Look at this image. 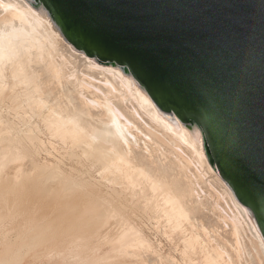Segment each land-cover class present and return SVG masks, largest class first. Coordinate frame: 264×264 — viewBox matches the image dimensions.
<instances>
[{"label":"bare ground","instance_id":"bare-ground-1","mask_svg":"<svg viewBox=\"0 0 264 264\" xmlns=\"http://www.w3.org/2000/svg\"><path fill=\"white\" fill-rule=\"evenodd\" d=\"M37 3L0 0V181L13 180L6 179L10 189L40 181L39 189L48 192L47 197L62 193L61 203L41 198L64 210L49 219L82 230L90 224L81 240L92 237L88 231L94 229L102 236L100 244L93 243L98 248L91 246L89 252L81 241L70 243L74 249L86 248L83 252L76 248V256L87 264H176L174 256L154 245L131 220H141V215L166 238L182 264H264V222L247 215L219 183L204 158L209 155L206 138L194 135L202 122L186 114L178 127L167 118L175 115L174 110L149 106L118 73L78 57L33 6ZM40 125L64 146L71 145L67 154L77 158L75 164L92 162L103 182L88 181L85 171L81 174L76 168L64 172L34 161L41 144ZM32 176L40 180L33 181ZM69 192H83L76 201L82 204L63 206ZM80 194L88 200L78 199Z\"/></svg>","mask_w":264,"mask_h":264},{"label":"snow or ice","instance_id":"snow-or-ice-1","mask_svg":"<svg viewBox=\"0 0 264 264\" xmlns=\"http://www.w3.org/2000/svg\"><path fill=\"white\" fill-rule=\"evenodd\" d=\"M237 2L216 0L226 13ZM33 6L78 57L118 73L143 94L149 106L175 109V115L167 118L178 127L197 105L204 104L216 112L215 122L205 114L201 130H194L197 138H206L209 155L204 158L237 206L264 221V82L234 83L226 76L218 55L222 34L215 30V17L185 16L154 23L156 31L176 34L191 53L170 60L168 72L159 75L147 63L119 54L90 24L70 20L57 0H39ZM227 20L230 25L238 22L233 15H227ZM200 33L205 34L203 39Z\"/></svg>","mask_w":264,"mask_h":264},{"label":"water","instance_id":"water-1","mask_svg":"<svg viewBox=\"0 0 264 264\" xmlns=\"http://www.w3.org/2000/svg\"><path fill=\"white\" fill-rule=\"evenodd\" d=\"M70 20L88 23L124 57L147 63L159 75L173 58L191 55L179 37L153 28L159 20L215 17L221 33L218 55L226 76L234 83L264 82V0H238L227 13L216 0H57ZM227 15L238 18L230 25ZM203 33L198 34L204 38ZM195 99L192 104L195 105ZM175 111V109H172ZM191 114L202 122L217 113L197 105ZM264 222V221H263Z\"/></svg>","mask_w":264,"mask_h":264},{"label":"rangeland","instance_id":"rangeland-1","mask_svg":"<svg viewBox=\"0 0 264 264\" xmlns=\"http://www.w3.org/2000/svg\"><path fill=\"white\" fill-rule=\"evenodd\" d=\"M41 125H40V130H41L40 134L41 135L39 134V138L42 137V138H40L41 144H40V146L37 145V147L39 146L38 151H37L38 154L36 153V155L38 157L37 156H36V158L34 157L35 158L34 161H36L37 163H40V164L45 162L46 165H50L49 167H51V166L57 167L58 166L64 172H69V168H74V169L76 168V170H78L80 173L82 172L81 174H83V172L85 171L83 174L84 175L83 177L86 178L88 181L92 180V183L94 182V183H98V184L103 182V181H101V179H99L101 177L96 170L98 168L91 167L92 162L86 161L84 159H83L84 163H82V161H80L83 169H82L80 164L79 165L75 164L78 162L77 158H75V157L70 158L69 153L71 150L69 151V153L67 151L69 148L71 149V145L68 144V142H67V143H65V146H64V142L62 143L53 134L48 133V131H46V129ZM43 130H44V134L42 135ZM53 137H55L56 139H53ZM41 145H43V146L41 147ZM55 145H57V146H55ZM42 148H44L45 150ZM39 149H40V151H39ZM48 152H50V153H48ZM41 161H43V162H41ZM87 162H88L90 168L88 167ZM63 168L64 169L66 168L65 169L66 171ZM37 172L38 171H35V175ZM39 177L33 178V176H32L31 179L33 181L35 179L40 180ZM91 177L93 179H90ZM6 179H7V181H9L10 178H3V179H1V181L2 180L3 181L2 182L0 181V195H1L0 196V203H2V205L0 204V264H87V261H85L83 259V257L80 258L79 256H76L77 254H79V253H77L76 248H79L80 250H78V249L77 250L80 252H83V249L85 251L87 248V250L85 252H87V251L89 252V251H91L90 250L92 248L91 246H93V247L96 246V244L94 245L93 243H99V244L101 243L100 241L102 240V236L101 235L96 236V234H95V232H97L96 229H94L95 232L88 231L90 234L93 233L92 237H91V235L87 236L88 238L91 237L90 241L88 240L87 237H85V239L87 238L86 240L91 242L90 243L91 245H90L89 242L86 241L85 239L81 240L84 237L83 235H85L83 230H86V228L88 230H91L90 224H88L89 226L86 224L88 227L85 225H84V227L82 226L83 227V230H82V228H80V229L78 228L79 226H73L72 227L73 224L68 225V223H66L67 225H66V227H64L65 222L61 223V222H54L53 220L52 221L50 220V219L55 220L54 217L57 216V214H55L53 218H50V216L53 215V213H57V212L58 213H64V210L63 211L58 210V209H60V207L57 208L60 205L59 203H61L63 201V200H59V197L61 199L62 193H60V195H56V196H58L57 198H56V196L54 197L55 192L51 193L52 196H48V197H50L49 199H50L51 203H53L52 198H54L55 201H58V202L60 201L59 203L54 202V205H53V204H50L48 200L41 199L43 196L46 199H48V197H47L48 192L43 191L44 194H43V192H41V190H43V189H41V188L39 189V187L41 186L39 183L40 181H34V182L32 181L33 184L31 183V181H29L26 184L27 187L28 186L29 187L25 188V189L20 188V187L18 188V186H17V189H15L14 187L12 188V186H11L12 189H10L9 188L10 184H6V182H7ZM41 179L43 180V178H41ZM4 180H5V182H4ZM21 180L25 181L23 178ZM12 181H9V182L12 183ZM9 182H7V183H9ZM36 182L39 183V186ZM34 183L36 185H34ZM31 186H32V189L30 190ZM35 187H37V188H35ZM9 189L11 191H14V189H15V192H11V191H9ZM35 189H37V190L35 191ZM8 191H9V194H8ZM32 191H34V192H32ZM32 193H33V195H32ZM79 193H83V192H78L76 194L69 192V194H65L66 196L74 194V197L72 195L66 197L64 200H67V198H68L67 201H69V202L65 201V204H68V205L63 204V206H69L70 205L69 207H74L73 205H75V203H76V205H78L80 202H76V201H78L77 195H79ZM83 194H80V196H78V199L81 198L80 200H82L83 198H85V199L88 198L86 196V194H85L86 197ZM81 195H83L84 197H81ZM16 197H17V199H16ZM62 197L64 198L65 196H62ZM38 198H40V199H38ZM74 198H75V200H74ZM9 199H11V200H9ZM13 199H14V202H13ZM40 200H44V201H40ZM73 200H74V203H72ZM15 201H17V202L15 203ZM18 201H20V202H18ZM5 202H7V203H5ZM43 202H45L44 204L48 203V205H50V207L47 205L44 206ZM80 204H82V202ZM29 206H31V207H29ZM33 207H35V208H33ZM26 209H28V210H26ZM61 209H63V207H61ZM55 210H56V212H54ZM70 210L71 211H67V213L73 211L72 209H70ZM74 210H76V209H74ZM47 213H49V214H47ZM69 214L70 213H68L66 215H69ZM131 216H133V215H131ZM33 217L35 218V220ZM133 218H135V217H132L131 220L134 221V223L136 225L140 226L143 229L144 233L146 232V236L148 235V238L151 239V241L153 243H156L154 245H158V244L162 245V249H163L165 254H171V257L174 256L176 264H182L183 263L179 254L172 252L174 249L172 247H170L169 243L166 241V238L162 234L155 232V230L153 228L154 224L151 221L148 222L149 220L144 215H141V217H140L141 220H138V219L133 220ZM31 219L33 222L30 221ZM41 219H43V220H41ZM49 222L53 223L54 225L50 224ZM61 225H63V226H61ZM36 226H37V228H35ZM38 227L40 229H38ZM62 227H63V229H62ZM93 228L94 227L92 226V229ZM96 228H98V226ZM60 230H62V231L64 230V231L62 232ZM34 231H35V233H34ZM69 231H70V233L67 234L66 232H69ZM85 232L87 233V231H85ZM58 233H60V234H58ZM57 236H59V237H57ZM74 236L79 237V239L81 237V239L80 240L77 239V241H75ZM93 236L95 239L93 238ZM69 237H72V238L70 239ZM99 238H100V240H98ZM80 241L84 245V247H86V248H81V246L80 247L75 246V249H74V246L72 244H70L72 242L74 244L75 242H80ZM67 244H69V245H67ZM87 246H89V248ZM98 246L94 247L93 249L98 248ZM169 248H171L173 250H171ZM81 249H82V251H81ZM170 250H171V252H168ZM67 251H70V252H67ZM73 251H75L76 254ZM172 253H174V254H172ZM74 254L77 258L74 257ZM89 258L90 257L85 258V259L89 260Z\"/></svg>","mask_w":264,"mask_h":264}]
</instances>
